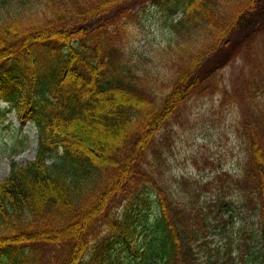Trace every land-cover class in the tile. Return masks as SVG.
Listing matches in <instances>:
<instances>
[{"label":"trees","instance_id":"1","mask_svg":"<svg viewBox=\"0 0 264 264\" xmlns=\"http://www.w3.org/2000/svg\"><path fill=\"white\" fill-rule=\"evenodd\" d=\"M148 1L167 11L153 60L131 46ZM262 34L264 0H0V100L38 139L35 157L12 160L0 182V264H132L114 243L131 245L140 211L153 235L136 264H208L195 250L207 213L179 205L167 163L184 103L208 94L249 108L237 127L243 173L222 203L234 190L253 212L248 254L264 264ZM237 59L242 75L228 87L221 71ZM251 236L240 240L249 247Z\"/></svg>","mask_w":264,"mask_h":264},{"label":"rangeland","instance_id":"2","mask_svg":"<svg viewBox=\"0 0 264 264\" xmlns=\"http://www.w3.org/2000/svg\"><path fill=\"white\" fill-rule=\"evenodd\" d=\"M166 12L152 2L135 11L132 17L135 28H132L131 46L136 53L153 60L152 50L168 39L166 26L163 24ZM258 40L264 41V34ZM259 56L260 60H264V42ZM243 64V60L237 59L221 71L225 74L228 87L236 77L241 78ZM261 64L264 72V62L261 61ZM161 66L164 67L165 64L162 63ZM255 102L258 105L263 104L260 107L264 110V97H255ZM247 106L245 103L221 105L219 94L194 96L185 104L182 115L178 117L179 121L170 132L173 145L167 163L169 175L172 177L171 190L180 201V206L189 210V205L194 204L192 214L203 206V211L208 216L206 235L199 239L195 248L203 263L255 264L248 254L256 243V237L251 236L256 232L253 212L247 209V212L240 211V198L234 190L225 200L227 207L222 203V192L226 189L227 182L232 184L231 175L243 173L242 166L247 158L246 143L237 131L243 113L249 111ZM0 107L1 182L8 175L11 157L19 164L34 157L37 137L36 127L31 122H27L23 130H20V122L15 112L3 114V108L6 107L3 101H0ZM196 185L198 188L193 194H185ZM125 203L127 204L123 201L116 208L117 214L124 211ZM145 208L148 209L149 205ZM141 214L143 213L140 211L132 215V227L135 230L130 237L131 245L122 241L121 237L114 243L115 255L123 263L141 262L153 235L150 222H146ZM106 233L107 228L102 225L100 234ZM243 235L251 236L247 240L249 247L240 240ZM144 264H156V258L147 259Z\"/></svg>","mask_w":264,"mask_h":264}]
</instances>
